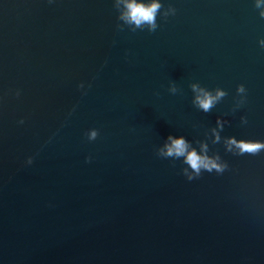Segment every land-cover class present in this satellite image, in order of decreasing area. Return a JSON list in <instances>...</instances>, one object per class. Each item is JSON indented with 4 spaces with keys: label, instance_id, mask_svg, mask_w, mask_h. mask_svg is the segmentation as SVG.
<instances>
[{
    "label": "water",
    "instance_id": "95a60500",
    "mask_svg": "<svg viewBox=\"0 0 264 264\" xmlns=\"http://www.w3.org/2000/svg\"><path fill=\"white\" fill-rule=\"evenodd\" d=\"M161 3L133 32L115 0H0V264H264V150L225 145L264 142V18ZM191 84L227 95L205 113ZM169 135L227 167L188 180Z\"/></svg>",
    "mask_w": 264,
    "mask_h": 264
},
{
    "label": "clouds",
    "instance_id": "9594fccd",
    "mask_svg": "<svg viewBox=\"0 0 264 264\" xmlns=\"http://www.w3.org/2000/svg\"><path fill=\"white\" fill-rule=\"evenodd\" d=\"M123 5V10H120V6ZM115 8L119 11L118 19L123 21L124 24L128 25L133 32L137 29H147L150 32H154L158 28L157 15L160 13L163 7L161 0H150L146 3L144 0H115ZM255 7L260 9L259 15L264 18V0H255ZM176 9L169 5L163 12V16L167 18L170 15H175ZM118 27L123 28L122 25ZM260 45L264 47V39L259 41ZM83 88V84L80 85ZM191 89L193 93H196L195 98L192 103L198 109L205 113L211 111L216 104L227 95V92L221 88L215 89V94L212 91L201 87L199 84H191ZM169 91L172 94H176L179 89L175 83H172ZM238 94H245L246 88L243 84L239 85L237 88ZM19 95V93H17ZM245 103V97L241 95L238 100L236 107H240ZM242 123H247V118H241ZM220 123L219 119L217 121ZM23 123V121H21ZM221 130L223 129V124H220ZM215 135V140L213 143H219L220 136L216 132V129L212 130ZM99 131L97 129H92L86 133L89 140L94 141L97 139ZM226 151L231 152L233 147L238 150V155L251 154L257 155L262 150H264V142L257 140H246L237 139L235 136L229 137L225 140ZM157 155L162 158H172L180 159L183 158V163L187 167L183 168V174L188 180H193L198 178L203 171L211 173L215 170L217 173H222L227 164H221L219 162L220 157L208 155V145L200 144V149L198 150L194 147L184 136H173L169 135L166 142L162 147L157 149ZM92 157H88V161L91 162ZM32 158H29L28 163L31 164ZM191 170V171H189Z\"/></svg>",
    "mask_w": 264,
    "mask_h": 264
}]
</instances>
